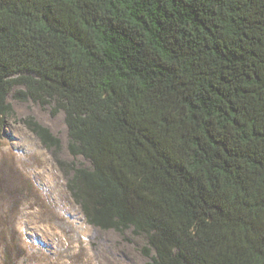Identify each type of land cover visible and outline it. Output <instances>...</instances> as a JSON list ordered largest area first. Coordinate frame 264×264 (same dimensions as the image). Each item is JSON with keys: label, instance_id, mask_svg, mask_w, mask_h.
Segmentation results:
<instances>
[{"label": "trees", "instance_id": "1", "mask_svg": "<svg viewBox=\"0 0 264 264\" xmlns=\"http://www.w3.org/2000/svg\"><path fill=\"white\" fill-rule=\"evenodd\" d=\"M15 85L90 161L58 160L89 224L148 264H264V0H0V119Z\"/></svg>", "mask_w": 264, "mask_h": 264}, {"label": "rangeland", "instance_id": "2", "mask_svg": "<svg viewBox=\"0 0 264 264\" xmlns=\"http://www.w3.org/2000/svg\"><path fill=\"white\" fill-rule=\"evenodd\" d=\"M7 94L12 115L0 119V264H148L143 235L89 224L66 187L58 160L85 167L90 161L67 148L61 110L30 97ZM28 116L59 138L45 147L25 124Z\"/></svg>", "mask_w": 264, "mask_h": 264}]
</instances>
